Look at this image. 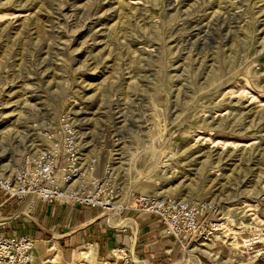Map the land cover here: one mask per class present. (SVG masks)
Returning <instances> with one entry per match:
<instances>
[{
	"label": "rangeland",
	"instance_id": "obj_1",
	"mask_svg": "<svg viewBox=\"0 0 264 264\" xmlns=\"http://www.w3.org/2000/svg\"><path fill=\"white\" fill-rule=\"evenodd\" d=\"M66 112L86 153L119 167L127 200L219 205L225 238L176 243L164 264H264V0H0V175L41 146L34 123ZM148 217L101 219L133 264H149L131 250ZM253 235L263 244L247 251ZM37 239L35 264L109 259L58 234Z\"/></svg>",
	"mask_w": 264,
	"mask_h": 264
},
{
	"label": "built area",
	"instance_id": "obj_2",
	"mask_svg": "<svg viewBox=\"0 0 264 264\" xmlns=\"http://www.w3.org/2000/svg\"><path fill=\"white\" fill-rule=\"evenodd\" d=\"M33 128L42 142L24 154L12 175H0V192L6 202L28 201L29 213L38 204L75 205L120 217L132 210L156 218L183 249L206 247L225 238L226 225L215 202L177 199L163 192L135 194L127 200L121 171L112 160L102 163L101 151L87 154L75 115L66 112L56 119L45 118ZM0 219V226L10 222ZM261 235L243 241L254 251L263 244ZM38 239L29 235L0 234V264H35ZM120 264H133L126 248H117L112 257Z\"/></svg>",
	"mask_w": 264,
	"mask_h": 264
},
{
	"label": "crops",
	"instance_id": "obj_3",
	"mask_svg": "<svg viewBox=\"0 0 264 264\" xmlns=\"http://www.w3.org/2000/svg\"><path fill=\"white\" fill-rule=\"evenodd\" d=\"M29 213L28 201L6 202L0 192V219H11L0 226V234L8 237L29 235L35 237L58 234L66 242L75 245L90 244L98 248L103 258H111L112 252L119 243L117 234L110 228L104 227L101 221L104 216L97 210L85 209L75 205L38 204L29 219L24 215ZM101 213V215H100ZM140 219V217L138 218ZM127 226L132 221L127 220ZM138 241L131 250L135 259L149 264H164L176 261L180 250L176 242L164 235L161 223L154 217H148L140 223ZM165 232V231H164ZM131 243L127 236L125 243Z\"/></svg>",
	"mask_w": 264,
	"mask_h": 264
},
{
	"label": "bare ground",
	"instance_id": "obj_4",
	"mask_svg": "<svg viewBox=\"0 0 264 264\" xmlns=\"http://www.w3.org/2000/svg\"><path fill=\"white\" fill-rule=\"evenodd\" d=\"M76 118V117H75ZM77 121V120H76ZM78 123V122H77ZM12 174H10V176H11ZM126 191V190H125ZM119 215V213L117 214V215H114V216H118ZM114 220V219H113ZM118 221H121L120 219L118 220ZM125 221H127V220H125ZM131 221V220H130ZM119 224V223H118ZM120 225V224H119ZM249 225L250 226H254L255 224L254 223H249ZM263 241V240H262ZM194 264L197 262V260L196 259H193V260H191ZM198 263V262H197Z\"/></svg>",
	"mask_w": 264,
	"mask_h": 264
}]
</instances>
